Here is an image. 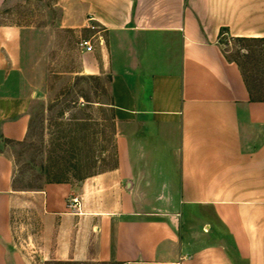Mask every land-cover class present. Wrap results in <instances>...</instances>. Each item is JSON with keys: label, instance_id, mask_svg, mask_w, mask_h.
Instances as JSON below:
<instances>
[{"label": "crops", "instance_id": "crops-1", "mask_svg": "<svg viewBox=\"0 0 264 264\" xmlns=\"http://www.w3.org/2000/svg\"><path fill=\"white\" fill-rule=\"evenodd\" d=\"M70 1L68 24L101 29L80 73L108 79L115 165L14 187L51 42L0 23V264H264V100L226 51L264 40V0Z\"/></svg>", "mask_w": 264, "mask_h": 264}, {"label": "rangeland", "instance_id": "rangeland-1", "mask_svg": "<svg viewBox=\"0 0 264 264\" xmlns=\"http://www.w3.org/2000/svg\"><path fill=\"white\" fill-rule=\"evenodd\" d=\"M71 4L70 0H25L5 8L0 16V23L48 27L46 38L51 42L41 54V79L35 83L38 95L30 108L27 135L8 147L17 189L40 188L60 173L96 174L115 165L108 79L80 73L82 52L77 44L93 31L68 24L76 20L67 16ZM226 41L227 56L241 66L253 99L264 100V46L231 37Z\"/></svg>", "mask_w": 264, "mask_h": 264}, {"label": "built area", "instance_id": "built-area-1", "mask_svg": "<svg viewBox=\"0 0 264 264\" xmlns=\"http://www.w3.org/2000/svg\"><path fill=\"white\" fill-rule=\"evenodd\" d=\"M86 27L89 30L93 31L95 35L89 38H81L77 45L81 52L91 53L94 51V42H93L94 37H96L100 43L102 42L101 29L95 24H88ZM77 205H78V200L77 198H74L71 200L70 203H68V208H76Z\"/></svg>", "mask_w": 264, "mask_h": 264}, {"label": "trees", "instance_id": "trees-1", "mask_svg": "<svg viewBox=\"0 0 264 264\" xmlns=\"http://www.w3.org/2000/svg\"><path fill=\"white\" fill-rule=\"evenodd\" d=\"M238 41H257V42H261L262 45L264 46V40L263 39H249V38H236ZM235 61V60H234ZM238 65L239 63L237 61H235ZM240 66V65H239ZM240 69L242 70L241 66H240ZM242 74H243V71H242ZM244 76V75H243ZM244 79H245V76H244ZM246 81V79H245ZM251 92V91H250ZM253 98V97H252ZM73 167L74 169L78 168L77 166H71ZM93 174H85V175H81L79 172H75L74 174H72L71 176H68L64 173H60L56 176H54V178L51 180V182H55V183H62V182H69L71 178L75 179V180H78V181H81L89 176H91Z\"/></svg>", "mask_w": 264, "mask_h": 264}]
</instances>
